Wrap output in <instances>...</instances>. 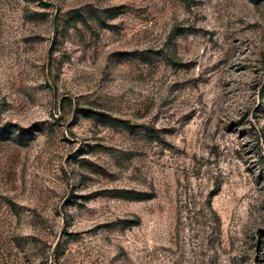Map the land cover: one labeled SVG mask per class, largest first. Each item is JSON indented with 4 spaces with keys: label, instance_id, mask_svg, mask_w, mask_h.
Listing matches in <instances>:
<instances>
[{
    "label": "rangeland",
    "instance_id": "374dc122",
    "mask_svg": "<svg viewBox=\"0 0 264 264\" xmlns=\"http://www.w3.org/2000/svg\"><path fill=\"white\" fill-rule=\"evenodd\" d=\"M3 128L0 264H264V0H0Z\"/></svg>",
    "mask_w": 264,
    "mask_h": 264
},
{
    "label": "trees",
    "instance_id": "16d2710c",
    "mask_svg": "<svg viewBox=\"0 0 264 264\" xmlns=\"http://www.w3.org/2000/svg\"><path fill=\"white\" fill-rule=\"evenodd\" d=\"M6 131V132H5ZM5 133L7 134V129L3 128L0 130V137H3L5 135ZM122 198H126L128 200H134V201H144V200H150L152 198V195H145V194H136L133 196H126V197H122Z\"/></svg>",
    "mask_w": 264,
    "mask_h": 264
}]
</instances>
